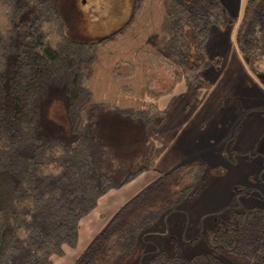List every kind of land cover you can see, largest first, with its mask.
Wrapping results in <instances>:
<instances>
[{
	"label": "trees",
	"instance_id": "1",
	"mask_svg": "<svg viewBox=\"0 0 264 264\" xmlns=\"http://www.w3.org/2000/svg\"><path fill=\"white\" fill-rule=\"evenodd\" d=\"M20 14L19 0H0V264H54L78 246L81 223L101 198L154 169L146 134L141 164L122 183L115 184L108 172L94 176L95 112L111 110L146 130L161 127L167 113L159 101L183 80L205 83L211 27L226 17L219 0H136L131 18L117 31L80 42L67 34L53 0H40L27 24H19ZM236 42L250 71L264 73V0L246 1ZM48 80L66 84L70 143L41 135ZM210 179L201 161L160 173L119 208L72 264H124L165 212L199 197ZM259 182L262 187L264 174ZM240 191L234 207L215 219L208 252L189 258L160 250L144 264H264V206L244 207ZM260 193L240 199L264 200Z\"/></svg>",
	"mask_w": 264,
	"mask_h": 264
},
{
	"label": "crops",
	"instance_id": "2",
	"mask_svg": "<svg viewBox=\"0 0 264 264\" xmlns=\"http://www.w3.org/2000/svg\"><path fill=\"white\" fill-rule=\"evenodd\" d=\"M53 1L55 3V0ZM55 6L57 8L56 3ZM130 12L129 18L120 25L121 27L131 18L133 9ZM232 51L231 62L228 61L227 66V70L229 66L233 67V69L230 68L231 75L221 85L217 78L209 79L210 86L200 89L207 91L206 94L213 92V96L202 99L198 97L197 101L194 99L193 111L197 113L199 111L201 114L198 122L188 126L187 111L190 110V105H187L185 94L189 91L200 90L199 85L195 86L190 81L183 80L173 94L166 96L173 97V109L171 106L166 109L159 101L160 109L167 113V118L159 129L167 130L170 126L173 130V136L165 138L164 142L158 137H149V132L154 129V126L146 130L140 123V130L138 126H135L138 123L134 124L127 117L111 110H99L102 113L100 121L103 125L109 127L113 124L123 125L128 132L127 135L132 134V142L126 136L122 140L119 138L120 145L118 149L116 147L118 152L115 150V145L113 148L109 146L110 157L122 162L134 157L135 153L143 151L145 135L148 134L155 147L154 169L142 173L128 184L118 185L101 198L97 209L83 219V226L81 223L78 246L75 249L68 248V253L72 252V257L66 252V255L57 258V261L54 258V264H72L119 208L156 181L160 173H168L177 166L196 161L203 162L208 169L224 170L219 177L210 181L203 193L192 202L194 207L186 212L189 222L193 219L201 224L207 217L220 212L222 208L233 205L236 199L235 186L248 185L249 176H255L262 171L263 164L257 161L260 158L256 155L264 159V73L253 74L240 51L236 47ZM222 64L226 65L225 62ZM241 84L244 86L251 84L253 88L246 91ZM237 125L238 128L231 140L232 150L236 156L251 157L239 167L232 168L227 165L225 159L224 143L227 138L231 137L230 132ZM205 127H207L206 131ZM167 132L171 131L167 130ZM180 133L183 137L179 138ZM209 136L214 139L209 140ZM222 145L223 147H220ZM103 148L106 147L103 145Z\"/></svg>",
	"mask_w": 264,
	"mask_h": 264
},
{
	"label": "rangeland",
	"instance_id": "3",
	"mask_svg": "<svg viewBox=\"0 0 264 264\" xmlns=\"http://www.w3.org/2000/svg\"><path fill=\"white\" fill-rule=\"evenodd\" d=\"M39 1L40 0H19L21 7L19 24H27L34 17L37 12V3ZM181 1L189 3L191 0ZM219 1L220 6L224 8L226 18L223 17V22L220 25L211 27L209 39L206 44V53L210 62L205 60L206 68L203 72L205 83L198 84L200 86L199 89L201 87L207 88L210 86L211 82L208 80L212 78H217L221 85L225 79L231 75L230 68L233 69V67L229 66L227 70V66L229 65L228 61L231 62V56L233 55L232 49L236 47L239 50L236 42V34L247 0ZM135 2L136 0H55L58 11L64 21L63 23L67 34L80 42L98 41L117 31L119 27H121L120 25L129 18L131 9H134ZM88 3L89 5H87ZM229 19L232 20V23L228 22ZM194 59L196 60L197 57L195 56ZM224 62L226 65L222 64ZM46 86L47 95L41 106V135L43 138L56 137L66 143H70L74 139V134L72 120L68 115L69 98L66 94V84L63 82L57 85L48 80ZM243 86L244 84H241V87ZM243 88L246 91H250L253 86L248 84ZM233 89L234 88H232V90ZM75 91L77 93V90ZM206 93L207 91L200 89L189 91L185 94L188 101L187 105H190V110L187 111V116H189L188 126L200 120V112L198 111L197 113L193 111V102L194 99L197 101L198 97L202 99L203 97L207 98L213 96V92ZM172 100L173 97H166L165 99H161L160 103L163 104L166 109H169V106L173 109L174 105H172ZM100 116H102V113L97 110L93 118V141L91 147L92 172L94 176H98L102 172H108L111 174L113 182L115 184H120L128 174L132 173L139 164H141L145 148L143 146L142 152L140 150L138 153H135L134 157L124 162L116 158H111L109 146L113 148V145H115V150L118 152L117 149L120 145L119 138L122 140L126 136L132 142V134L127 135L128 132L123 128V125L113 124L111 127L103 125L102 121H100ZM128 120L130 121L131 119L128 118ZM133 122L134 124L138 123L135 126L139 128L140 123ZM238 125L236 128L234 127L232 129L230 132L231 137L227 138L224 143V150L226 151L225 159L227 165L232 168L239 167L241 163L247 161L251 157L249 156V158L247 157L246 159V156H236L235 152L232 150L231 140L235 135ZM159 128L161 127H154V129L150 130L149 137H158L164 142L165 138H171L173 136V130L170 126H168L167 130L171 132H167L165 128ZM139 129L141 130V128ZM206 129L207 127H205V131ZM215 131L218 132L216 129ZM180 137H183L182 133L179 134V138ZM208 139L212 140L214 138L209 136ZM103 145L106 148H103ZM152 147L155 152L153 142ZM220 147H223V145ZM256 157L261 159H257V161L263 164L262 171L255 176H249L247 180L248 185L238 184L234 188V194L237 188L241 189L238 194V201L240 204L245 205L244 207L251 205L264 206V200L252 199L250 201H245L244 199H240V196H244L247 192L256 189H259L261 192L260 194L264 196V184H262L261 187L262 182H259L260 177L264 174V159L259 155H256ZM209 171L211 176L210 181L219 177L220 173L222 174L224 172L223 169L219 168H212L209 169ZM197 198L185 200L165 212L159 221L154 223L152 228L145 233L143 237L144 241L139 243L134 255L124 264H144L154 252L160 250H163L167 255H173L178 252L189 258L208 252L211 236L215 229V219L218 217L222 219L224 213L222 210L230 206L222 208L216 216L207 217L201 224L193 219L189 222L186 217V212L194 207L192 206V202ZM231 207L234 206L231 205ZM66 252L68 253L69 249H67ZM71 253L72 252L68 253L70 257H72ZM57 260L58 259L55 258V261Z\"/></svg>",
	"mask_w": 264,
	"mask_h": 264
}]
</instances>
